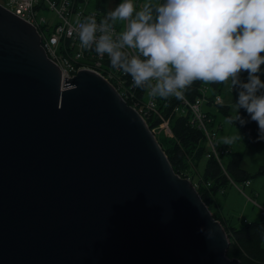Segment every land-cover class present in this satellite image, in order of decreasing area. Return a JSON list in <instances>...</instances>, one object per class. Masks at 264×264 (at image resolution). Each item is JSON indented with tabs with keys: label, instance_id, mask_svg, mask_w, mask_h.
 <instances>
[{
	"label": "water",
	"instance_id": "95a60500",
	"mask_svg": "<svg viewBox=\"0 0 264 264\" xmlns=\"http://www.w3.org/2000/svg\"><path fill=\"white\" fill-rule=\"evenodd\" d=\"M40 41L0 5V264H241L139 110Z\"/></svg>",
	"mask_w": 264,
	"mask_h": 264
},
{
	"label": "clouds",
	"instance_id": "9594fccd",
	"mask_svg": "<svg viewBox=\"0 0 264 264\" xmlns=\"http://www.w3.org/2000/svg\"><path fill=\"white\" fill-rule=\"evenodd\" d=\"M117 22H125L118 36ZM77 35L84 48L106 54L114 68L153 97L182 99L195 81L230 82L238 98L229 123L243 126L247 121L239 110L244 109L264 139V0H147L139 10L134 0H122L100 23L87 17ZM241 73H247L246 81ZM240 139L237 129L223 142Z\"/></svg>",
	"mask_w": 264,
	"mask_h": 264
},
{
	"label": "trees",
	"instance_id": "16d2710c",
	"mask_svg": "<svg viewBox=\"0 0 264 264\" xmlns=\"http://www.w3.org/2000/svg\"><path fill=\"white\" fill-rule=\"evenodd\" d=\"M160 1V3L163 2V0ZM96 4L98 9L103 12L105 11L99 0H96ZM224 84L195 81L184 90V98H187L188 101H195L202 95L201 88L205 87L207 89V99L204 101V110L210 120L207 128H209V131H214L215 133L217 113L225 116L228 121L236 115L231 112L230 105L214 102L215 98L219 96L218 94H221ZM139 95L142 96L141 90H139ZM181 102L182 99H178L175 96L167 98L156 96V108L161 115L169 119L168 127L172 134V136L164 133L161 136L156 135L157 141L162 145L166 155H168L174 171L184 178L191 179L196 184L197 192H199L205 204L212 211V207H214L216 201V194L220 190L226 189L232 182L236 184L245 181L250 182L253 176L264 175V166H261L255 174H251L241 165L243 153L239 151L234 152V150L230 152L224 151L228 147L226 144H218L217 146L221 158L220 162L215 154L211 153V149H209L206 132L192 122L191 111L185 109L182 112L183 103ZM128 104L132 105L130 101ZM239 112L247 122L243 126L239 122L231 124L243 129L247 139V146L264 144V139L259 138L260 134L257 122L250 119L246 110L240 109ZM143 117H145L151 129H157L161 124V118L159 119L154 112H150ZM208 153L211 154L210 157ZM204 156L207 157V163L204 165L203 172L197 176L198 164H200ZM224 159H226V162ZM212 213L213 217L222 222L224 229L230 235L229 241L231 243L227 252L229 257L238 258L241 264H264L263 216L253 221L241 218L237 223L235 218H225L214 212Z\"/></svg>",
	"mask_w": 264,
	"mask_h": 264
},
{
	"label": "built area",
	"instance_id": "2783aa9c",
	"mask_svg": "<svg viewBox=\"0 0 264 264\" xmlns=\"http://www.w3.org/2000/svg\"><path fill=\"white\" fill-rule=\"evenodd\" d=\"M91 0H1L0 5L8 8L13 13L20 15L24 20L29 21L35 26L41 41L40 45L46 50V55L56 63L59 69L62 70L63 76L73 77L81 67L90 68L92 71H97L103 75L105 80L110 81L118 93H120L125 100L133 105L142 116H146L150 112H154L161 124L159 127L169 129V119L159 113L156 108V97L150 95V89L147 87L134 86L131 77L125 74L122 70L114 68L109 57L105 54L100 56L92 48H84L78 38V25L82 23L87 17H95L98 23L104 20L100 9L91 8ZM46 12L54 13L57 18L56 22L52 24L51 19L46 15ZM115 35L123 31L116 28L114 25ZM129 54H134L133 50L124 49ZM232 90H235L230 87ZM202 95L195 101H188L187 98H182L183 109L191 111L192 122L198 128H202L211 147V153L219 159L220 153L217 149V144L213 143L212 138L215 134L207 128L208 115L204 110V101H206L207 89L202 87ZM139 90L142 96L139 95ZM215 103L222 104L220 96L215 98ZM178 110V108H177ZM145 119V117H144ZM146 120V119H145ZM153 130V129H152ZM226 152H230L226 150ZM210 157L211 154L208 153ZM249 181H245V185H249Z\"/></svg>",
	"mask_w": 264,
	"mask_h": 264
},
{
	"label": "rangeland",
	"instance_id": "374dc122",
	"mask_svg": "<svg viewBox=\"0 0 264 264\" xmlns=\"http://www.w3.org/2000/svg\"><path fill=\"white\" fill-rule=\"evenodd\" d=\"M99 2L105 9L104 12L101 10L100 11L102 16H104V19H106L108 14L113 11L115 7L120 2H122V0H99ZM134 2L137 5V9L139 10V8L142 7L143 3L147 2V0H134ZM151 2L153 4H158L161 1L151 0ZM90 4L91 8H97L96 0H91ZM46 15L51 19L52 24L56 22L57 18L55 17L54 13L46 12ZM115 26L117 29L120 28L121 30H124L125 22H117ZM261 69L262 74L260 78L264 80V65L261 66ZM241 79L246 81L247 73H241ZM230 87L231 83L226 82L222 87L223 90L221 94L219 93L218 95L223 101L222 104L230 105L231 112L233 114H237L236 99L238 98V94L236 90H232ZM209 123L210 121L208 122V124ZM215 126L217 134L214 131H211V133L213 132L215 134L212 140L214 144H217V146L218 144H225L223 142L224 138L231 137L232 135L237 134L238 129L242 139L237 140L232 144H226L228 147L224 151L234 150V152H242L243 160L241 161V165L244 169L248 170V172H250L251 174H255L261 166H264V144L248 147L247 139L245 137L246 135L243 129L239 126H233L231 123H229L226 117L221 115L220 113H217V121ZM153 131L155 132V134L157 133L156 135L159 136H161L162 133L172 136L170 130L165 129L164 127H158L157 129L154 128ZM208 146L209 149H211L209 140ZM224 161L226 162V159H224ZM205 163H207V157L204 156L201 159L200 164H198L199 167L197 176H199L203 172ZM250 182L251 186L245 185V182H242L240 184L231 183L230 186L224 189V191H227V201H225L226 206L224 208L225 217L235 218L238 223L239 220L244 217L250 218L251 220L256 217H262L264 215V213L262 215V208H260L259 205V203L264 204V175H255L252 177ZM223 193L224 192L220 190V192L216 194L220 201H223L224 199ZM212 212L219 215V211L216 209V207H212Z\"/></svg>",
	"mask_w": 264,
	"mask_h": 264
},
{
	"label": "crops",
	"instance_id": "0c3cea01",
	"mask_svg": "<svg viewBox=\"0 0 264 264\" xmlns=\"http://www.w3.org/2000/svg\"><path fill=\"white\" fill-rule=\"evenodd\" d=\"M234 182H232V184H233ZM231 185V184H230ZM248 186H251V182H250V184L248 185ZM221 191H223L224 193V199H223V201H220L219 200V198L216 196V201H215V205H214V208L216 207V209L219 211V215L220 216H222V217H225L224 216V208H225V206H226V204H225V201H227V191L225 190H221ZM259 205H260V208H262V215H263V213H264V209H263V205L264 204H262V203H259ZM256 215V214H255ZM264 216V215H263ZM261 217V216H260ZM260 217H256V218H254V219H258V218H260ZM225 218H228V217H225ZM245 219H248V220H250V218H246V217H244ZM254 219H251L250 221H253Z\"/></svg>",
	"mask_w": 264,
	"mask_h": 264
}]
</instances>
